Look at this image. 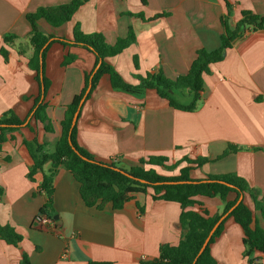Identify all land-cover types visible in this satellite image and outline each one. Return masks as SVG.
I'll list each match as a JSON object with an SVG mask.
<instances>
[{"label":"crops","instance_id":"crops-1","mask_svg":"<svg viewBox=\"0 0 264 264\" xmlns=\"http://www.w3.org/2000/svg\"><path fill=\"white\" fill-rule=\"evenodd\" d=\"M72 0H0V117L12 110L26 124L14 132L0 153V222L23 236L18 247L0 240V264H20L23 253L31 264H139L159 257L162 244L177 245L183 234L179 223L181 207L173 201L153 200L152 191L115 210L111 203L102 209L87 207L80 184L60 167L54 178V213L47 221L39 211L47 198L39 187L43 174L28 178L31 156L23 140L47 141L53 147L60 137V123L66 106L84 85L85 75L95 67L93 53L53 42L46 55L45 74L51 81L46 101L54 132L45 133L29 114L41 89L35 72L27 66L32 55L28 40L31 24L27 14L39 7L67 4ZM232 6L230 25L235 27L242 11L264 16V0H226ZM165 18L149 21L156 14ZM227 13L225 0H89L72 19L60 27L45 20L39 27L55 38L72 40L79 25L85 34L102 33L108 44L134 29L136 42L121 54L109 58L127 83L136 85L135 75L159 70L169 79L187 74L200 49L216 50ZM142 14L144 19L135 15ZM13 35L10 45L4 38ZM4 47L8 59L1 54ZM74 60L62 66L65 58ZM138 58L135 69L133 58ZM77 141L97 161L127 169L151 155L171 160L209 157L210 161L191 175L235 173L264 195V29L249 30L238 38L225 59L213 65L205 76L199 107L185 112L170 107L154 90L134 95L114 90L107 75L84 101L77 120ZM232 144L243 147L216 159ZM51 163L45 165L48 173ZM230 194L228 200H235ZM253 209L250 197L243 198ZM210 215L222 212L220 197H198ZM196 210L199 208L196 207ZM58 215V221L53 217ZM264 229V219L256 213ZM224 230L211 245L217 264H248L243 256V228L225 217ZM59 222V224H58ZM258 264H264V258Z\"/></svg>","mask_w":264,"mask_h":264},{"label":"trees","instance_id":"trees-1","mask_svg":"<svg viewBox=\"0 0 264 264\" xmlns=\"http://www.w3.org/2000/svg\"><path fill=\"white\" fill-rule=\"evenodd\" d=\"M88 1L72 0L67 4L39 7L36 12L26 16L31 24L28 40L33 50L32 55L28 58L27 66L35 72V80L41 89L29 114L30 120L27 127H30L32 119L42 127L45 133L54 132V126L47 111L49 105L46 101L51 86V81L45 74V60L50 45L57 40L63 46L82 48L93 53L96 57L94 69L85 75L83 88L66 106L64 117L60 123V137L53 147L50 148L51 144L47 141H39L36 136L32 140H23L32 159V164L28 169V178L34 181L37 174H43L39 189L45 193L47 201L40 209L39 217L51 218L54 213L53 183L60 167L70 172L80 184V194L87 207L102 209L106 204L111 203L115 210H120L126 203L135 199L136 194H147L151 190L153 200L179 203L181 207L179 223L183 234L177 245L162 244L159 247V257L143 260L139 264H217L211 254V245L223 232L226 219L221 222L203 253L198 256L199 251L216 223L236 205L240 196L243 195L244 198H251L253 209L249 208L243 199L228 214V217L233 218L243 228L244 258L247 259L248 264H258L264 258V229L260 226L256 213H259L264 219V195L258 189L251 187L244 178L235 173L207 175L203 179L193 178L191 173L201 169L210 161L209 157L202 156L195 159L183 157L175 161L165 155H151L140 159L137 165L121 169L114 163L107 164L97 161L88 151L80 147L77 141V123L73 128L71 126L74 114L89 86L91 76L92 87L85 101L95 92L101 78L107 75L114 90L134 95L154 90L158 97L165 100L170 107L185 112L196 111L204 91L205 76L211 74L213 65L225 59L233 43L245 32L264 29V16L251 11H242L241 19L235 27H231L232 6L225 0L227 13L221 17L224 33L221 36V45L218 49L213 51L198 50L187 74L176 79L167 78L163 71L159 70L155 73H147L146 76L135 75L138 83L133 85L124 81L117 70L107 61L109 58L121 54L136 42V35L132 27H129L126 37L118 38L113 45L107 43L102 33L85 34L79 25L73 29L72 40L55 38L39 27L40 20H45L53 27L64 25ZM135 16L144 19L142 14ZM167 16V13L156 14L149 21ZM15 38L13 35L6 36L4 44L10 45ZM1 54L5 60L8 59L9 52L4 47L1 48ZM73 60L74 58L68 55L62 66H67ZM133 64L135 69H138L137 57L133 58ZM42 88L44 89V99L40 102ZM177 91L190 96L192 98L190 103L186 104L177 100L174 97V93ZM27 119H20L12 110L0 117V153L7 141L14 140L13 133L20 131ZM69 137H71L72 145L69 142ZM242 149L244 148L230 144L227 150L216 159L224 158L230 152ZM47 163H51V167L48 173H45L44 169ZM116 168L125 173L116 170ZM233 193L236 194V199L228 200L229 195ZM3 196L4 189L0 186V202H2ZM200 196L220 197L224 203L222 212L210 215L198 200ZM196 207L199 209L196 210ZM0 240L8 245L18 247L23 236L14 227L3 225L0 222ZM20 264H31L27 253L22 254ZM89 264L111 263L89 262Z\"/></svg>","mask_w":264,"mask_h":264},{"label":"water","instance_id":"water-1","mask_svg":"<svg viewBox=\"0 0 264 264\" xmlns=\"http://www.w3.org/2000/svg\"><path fill=\"white\" fill-rule=\"evenodd\" d=\"M44 48H45V47H44ZM44 48L42 49V51L44 50ZM40 62H41V64H42V59L40 60ZM97 68H98V67H97ZM97 68L95 69V71L97 70ZM95 71H94V72H95ZM41 72H42V67H41ZM91 81H92V76H91V78H90V83H89V86H88V88H87V90H86V93H85L83 99L81 100L80 105H79L77 111H76L75 114H74V117H73V120H72V126H71V128H73V127L76 125L77 120H78V117H79V113H80V110H81V107H82V105H83V103H84V101H85V99H86V96L90 93V90H91V87H92V82H91ZM43 91H44V89L42 88V95H41L40 102H42L43 99H44ZM25 124H26V123H25ZM25 124H24V125H25ZM69 142H70V144L72 145L71 137H69ZM116 170H120V171L124 172L123 170L118 169V168H116ZM124 173H125V172H124ZM143 182H144V181H143ZM190 183H191V182H190ZM243 198H244V196L241 195L240 198H239V200H238V202L236 203L235 206H237V205L243 200ZM235 206H234V207H233L228 213H226L223 217H221V219L216 223V225H215V226L213 227V229L210 231L208 237L206 238L205 242L203 243V245H202V247H201V249H200V251H199L198 256L201 255V254L203 253V251H204L205 248L207 247V245H208V243H209V241H210V239H211L213 233L215 232V230L218 228V226L221 224V222L225 219V217L228 216V214H229V213L235 208ZM58 218H59L58 215H55V216L53 217V219H54L55 221H58ZM58 224H59V222H58ZM194 264H195V263H194Z\"/></svg>","mask_w":264,"mask_h":264},{"label":"rangeland","instance_id":"rangeland-1","mask_svg":"<svg viewBox=\"0 0 264 264\" xmlns=\"http://www.w3.org/2000/svg\"><path fill=\"white\" fill-rule=\"evenodd\" d=\"M174 97L177 100H179L180 102L186 103V104L190 103V101L192 100V98L190 96L183 95V93L180 91L175 92Z\"/></svg>","mask_w":264,"mask_h":264},{"label":"built area","instance_id":"built-area-1","mask_svg":"<svg viewBox=\"0 0 264 264\" xmlns=\"http://www.w3.org/2000/svg\"><path fill=\"white\" fill-rule=\"evenodd\" d=\"M39 219L42 220V221H47V217L46 216H41V217H39Z\"/></svg>","mask_w":264,"mask_h":264}]
</instances>
